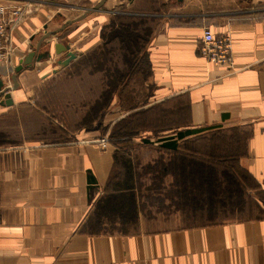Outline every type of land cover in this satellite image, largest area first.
I'll list each match as a JSON object with an SVG mask.
<instances>
[{"label": "crops", "instance_id": "obj_1", "mask_svg": "<svg viewBox=\"0 0 264 264\" xmlns=\"http://www.w3.org/2000/svg\"><path fill=\"white\" fill-rule=\"evenodd\" d=\"M5 2L28 3L34 13L9 32L12 67L0 66V78L12 88L14 105L0 106L1 116L30 107L53 125L31 101L53 75V61L66 58L67 52L56 54L53 46L68 45L78 60L100 45V29L115 17L143 20L140 28L150 30V74L146 105L138 108L160 106L171 113L168 123L177 120L182 129L220 126L230 136H240L243 155L237 167L246 196L261 214L185 226V215L173 213L176 200H163L160 204L169 207L164 212L149 204L147 219L142 214L145 200L137 197L135 229L86 231L83 225L96 202L105 199L118 176L115 155L126 152L135 163L128 167L132 174L141 173L161 153L155 149L140 160L146 151L134 138L103 149L100 134L55 126V139L64 142L47 138L0 148V264H264V0H0ZM205 28L214 37L231 38L232 68L215 67L199 56ZM33 50L35 56L47 51L50 56L12 80L14 69ZM116 105L115 100L103 116L110 125L139 111ZM140 181L151 183L150 176ZM162 183L169 189L173 177L166 175Z\"/></svg>", "mask_w": 264, "mask_h": 264}, {"label": "trees", "instance_id": "obj_2", "mask_svg": "<svg viewBox=\"0 0 264 264\" xmlns=\"http://www.w3.org/2000/svg\"><path fill=\"white\" fill-rule=\"evenodd\" d=\"M121 19L115 17L109 25L102 27L99 31L100 45L69 66L73 67L84 59L87 60L93 51L104 50L112 42H117L121 46L120 49L127 53L123 56L124 70L118 71L113 65L112 74L108 75L109 78L112 76V80L106 83L107 89L102 92L101 100L89 109L92 122L95 121L93 116H98L109 108L115 96L122 106V100L127 99L125 93L128 81L142 71V64L146 67V78L150 74L146 52L150 30L143 28L144 32H140L143 20L121 22ZM140 104L130 108L122 106L126 111L131 112L135 109L139 111L119 122V127L107 141L117 147L124 142H133L134 138L138 140L137 147L156 144L154 147L161 155L153 164L144 165L141 173L132 174L129 173L128 167L135 163L133 164L130 157L124 155L126 152L115 155L118 176L109 185L105 199L96 202L93 212L83 225L86 231L125 232L123 230L129 225H135L136 198L144 199L142 191L145 190L147 193L149 190L143 189L145 182L140 181V178L145 176H150L151 183L148 188L153 190L156 196L159 194L160 199L176 200L175 205H180L184 210L192 211L211 204L215 207L216 204L222 205V203L226 204L227 208L241 209L248 202L254 203L246 196L242 184V172L237 167V161L243 155L240 136L236 134L230 136L228 130H219L220 126L182 129L185 126L177 120L172 124L168 123L166 118H169V112L164 108L159 106L142 110L143 108L138 107H144L146 101L144 105ZM94 109L96 112L92 114ZM187 137L190 138L183 140ZM150 138H153L154 142H151ZM10 142L12 143L6 134L0 132V148L11 144ZM166 153L169 154L167 161ZM168 174L173 177V183L169 189H166L161 185ZM133 175H136L135 181ZM160 201L162 203L163 200Z\"/></svg>", "mask_w": 264, "mask_h": 264}, {"label": "rangeland", "instance_id": "obj_3", "mask_svg": "<svg viewBox=\"0 0 264 264\" xmlns=\"http://www.w3.org/2000/svg\"><path fill=\"white\" fill-rule=\"evenodd\" d=\"M139 30H141V33L144 32L143 28ZM120 47L117 42H112L104 50L93 51L87 60L84 59L73 67H62L58 64L60 63L59 60L53 61L51 68H54L57 73L46 78L43 85L31 98L34 105L37 108L41 107L46 112V115L52 119L53 125L47 124L48 121L37 115L30 107H24L12 115H0V132L6 134L8 140L12 141V143L10 142L11 144L5 145L3 148L15 147L21 143L37 139L42 141L49 139L53 143L64 142L55 139L57 138L55 136H59L57 130H55L58 126L74 132H95V134H100L103 137L99 142L100 147L102 141H106L105 143L107 144V140L111 137L110 135L119 127L118 124L110 125L106 119L103 120V116L107 115L108 109L98 116H93L95 121L92 122L91 115H89L91 110L89 109L93 105H97V102L101 100L102 92L107 89L106 83L108 80H112V76L109 78L108 75L112 74L113 65L116 66L118 71L124 70L123 56L127 53ZM102 54L104 55L101 58ZM146 74V67H143L142 64V71L138 72V75H134L135 77L132 76L128 81V88H126L127 92L125 93L127 99L122 100V106L130 108L135 104H143L144 101H147L148 91L145 83L148 77L146 78ZM115 100L117 101L116 106L124 110L118 102L117 96L113 98L112 103ZM93 112H96V109L92 111V114ZM52 136L53 138H50ZM138 148L146 151L145 155L143 153L140 154V160L147 159L151 155L150 151L155 150V147L150 145H142ZM149 186V183L145 182V188L143 189L149 190L147 193L145 190V193L142 191L143 189L141 190L145 200V205L142 206V214L147 219L151 218L148 210L149 204H155L157 209L163 212L169 210V207H166L164 203L160 204V200L166 199H160L159 194L156 196L154 191L148 188ZM162 193L166 195L164 192ZM224 206L226 208H223ZM175 212L185 215L186 218L181 221L182 225L185 226L220 224L225 222V219L243 220L261 214L249 202L241 209L227 208V205L222 203V205L216 204L215 207H213V204L211 206L206 205L203 208L192 209V211L184 210L180 205H175L173 213ZM197 216L200 218H197ZM128 227L123 231L130 232V229H135L136 226L129 225Z\"/></svg>", "mask_w": 264, "mask_h": 264}, {"label": "built area", "instance_id": "obj_4", "mask_svg": "<svg viewBox=\"0 0 264 264\" xmlns=\"http://www.w3.org/2000/svg\"><path fill=\"white\" fill-rule=\"evenodd\" d=\"M34 13L33 5L16 3L0 4V66H11L13 45L9 32L16 28L25 18ZM233 42L227 35L214 37L210 29L202 31L200 39L199 56L215 67L233 66ZM106 141H102L101 147H107Z\"/></svg>", "mask_w": 264, "mask_h": 264}, {"label": "water", "instance_id": "obj_5", "mask_svg": "<svg viewBox=\"0 0 264 264\" xmlns=\"http://www.w3.org/2000/svg\"><path fill=\"white\" fill-rule=\"evenodd\" d=\"M96 10L97 9H94L93 11H96ZM79 20H81V19L79 18V19H76L74 21L68 22L65 26H63L62 30H64L66 28V26H70L71 24H73ZM55 34H56V32L54 34L49 35L47 38H49L50 36H53ZM53 48H54V52L56 54H61V53L67 52L65 60L61 61L59 63V66H62V67L68 66L71 62L75 61L79 56L76 53L70 52V47L68 45L55 44L53 46ZM35 53H36L35 50L31 51L30 53L27 54V56L24 58V60H22L19 63V65L14 69V75L12 76V80H15L17 74H19L23 70L32 69L34 62L44 60L46 58H49V56H50L49 51H47L44 55L35 56ZM55 73H57V71L53 70V74H55ZM11 91H12V88L6 86L5 82L0 78V98L3 99L0 102V106L5 107V108H11L14 105L13 100L11 99V96H10Z\"/></svg>", "mask_w": 264, "mask_h": 264}]
</instances>
